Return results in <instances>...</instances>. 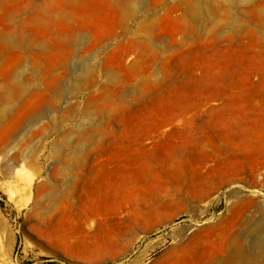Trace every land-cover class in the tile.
<instances>
[{
	"label": "rangeland",
	"instance_id": "1",
	"mask_svg": "<svg viewBox=\"0 0 264 264\" xmlns=\"http://www.w3.org/2000/svg\"><path fill=\"white\" fill-rule=\"evenodd\" d=\"M0 264H264V0H0Z\"/></svg>",
	"mask_w": 264,
	"mask_h": 264
},
{
	"label": "bare ground",
	"instance_id": "2",
	"mask_svg": "<svg viewBox=\"0 0 264 264\" xmlns=\"http://www.w3.org/2000/svg\"><path fill=\"white\" fill-rule=\"evenodd\" d=\"M20 92H21V91H20ZM13 103H14V102H13ZM13 103H12V104H13ZM4 108H5V107H4ZM5 112H6V111H5ZM1 114H2V113H1Z\"/></svg>",
	"mask_w": 264,
	"mask_h": 264
}]
</instances>
